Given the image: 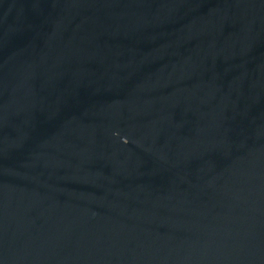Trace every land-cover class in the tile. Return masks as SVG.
I'll list each match as a JSON object with an SVG mask.
<instances>
[{
  "label": "water",
  "instance_id": "95a60500",
  "mask_svg": "<svg viewBox=\"0 0 264 264\" xmlns=\"http://www.w3.org/2000/svg\"><path fill=\"white\" fill-rule=\"evenodd\" d=\"M0 264H264V0H0Z\"/></svg>",
  "mask_w": 264,
  "mask_h": 264
}]
</instances>
